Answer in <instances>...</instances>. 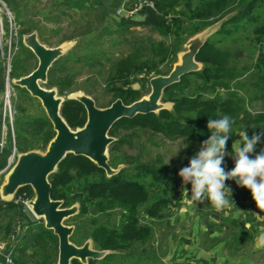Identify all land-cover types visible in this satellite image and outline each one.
I'll return each mask as SVG.
<instances>
[{"label": "trees", "instance_id": "obj_1", "mask_svg": "<svg viewBox=\"0 0 264 264\" xmlns=\"http://www.w3.org/2000/svg\"><path fill=\"white\" fill-rule=\"evenodd\" d=\"M150 1L153 7H144L136 14V18L118 17L114 26L109 25V28L111 31L113 28L114 31L126 30L131 23L137 22L151 28L158 35L173 38V42L167 44L160 40L149 44L148 47L136 46L116 58L111 63L107 78V90L112 92L113 101L120 98L125 104H129L139 99L142 96L140 90H134L131 87L138 77H146L148 81L151 76L167 74L176 61V54L182 42L226 14L233 12L234 14L196 54L195 59L202 64V69L180 77L177 83L164 89L162 100L172 102V110H161L158 114L136 115L131 119L121 118L116 121L109 130L111 136L117 138L121 129L130 131V134L118 137L112 143L111 151H116L117 147L124 143H130L134 133L150 132L168 140L185 139L188 144L187 153L191 156L194 149L209 135L206 121L209 118H217L219 114H228L234 118L232 139L234 130L240 124L245 126L249 136L253 132L264 129V0ZM65 4L68 5V3ZM58 12L59 15L66 16L63 11L58 10ZM17 16L20 18L18 8ZM19 24L23 26L19 30L21 36L36 29V24L32 26L28 23L25 27L24 21H19ZM87 27L90 33L91 22L87 23ZM248 29L250 32H246ZM111 31L107 30V27L104 28V34ZM243 32L247 33L245 36L249 40L247 48H250V57L253 60L249 65L237 64V60L244 55L242 49L238 47L243 39L241 37ZM82 35L86 36L83 33L79 35L78 49L87 50L90 56L98 53L90 49L94 44L92 40L86 42L81 39ZM72 38L74 37L64 36L62 42ZM225 41H228L227 45H223ZM20 46H22L21 43ZM21 51L25 57L32 55L28 50H26L28 53ZM162 66H166L164 73L161 71ZM56 86L60 95H66L73 91L71 90L73 79L66 76ZM19 92L27 94L23 90ZM253 102L261 103L262 109L259 113H251L248 110L247 104ZM60 112L72 129L81 127L85 122V110L76 101H64ZM26 125L36 130L40 136L38 139L42 149L54 136L51 124L46 117L26 122L21 119L17 127L22 132ZM13 133L8 130L5 134V144L0 152V168L6 164L13 147H18ZM232 139L228 142V150H230ZM119 163H126L127 166L117 174L106 178L104 171L87 158L67 154L58 164L57 172L49 176L51 198L62 200L63 207L78 202L79 216L88 214L90 210L96 213L113 210L121 212L117 225L91 221L93 226L87 237L92 239L94 247L100 250L117 251V253L109 254L101 261L89 260L88 264H113L111 259L118 254H129L132 246L137 244L142 246L153 234L150 224L141 223L142 218L159 220L164 218L171 208L176 207L172 195L178 189L179 178L159 156L151 162H141L136 157L128 161L112 156L109 164L115 167ZM231 166L232 163L226 168ZM228 183L237 205L243 204L244 200L250 196L249 191L237 187L233 181ZM23 193L28 198L33 195L29 187L21 188L17 194ZM2 208L17 210L19 219L22 221L20 226L25 227L24 233L14 239L18 243H15L12 254L15 263L55 264L57 238L51 230L44 228L42 220L29 221L21 212V205H15L12 202L0 201V209ZM231 221L229 234L232 236L230 238L233 241L232 244L240 246L245 241H253V235L244 227L242 221ZM29 240L32 247L28 245ZM226 243L227 241L224 245ZM29 248L31 254H27ZM54 249L55 253H53ZM29 258L31 261L26 263ZM70 264L80 263L72 260Z\"/></svg>", "mask_w": 264, "mask_h": 264}, {"label": "rangeland", "instance_id": "obj_2", "mask_svg": "<svg viewBox=\"0 0 264 264\" xmlns=\"http://www.w3.org/2000/svg\"><path fill=\"white\" fill-rule=\"evenodd\" d=\"M115 2L116 0H5V6L11 17H16L14 21L18 29L20 30L23 27L20 26L19 21H24V27L28 23L32 26L36 24L34 32H36L39 41L46 47L59 45L64 36L74 37L69 40L72 43L70 50L52 64L47 74V81L42 85L44 88H57L56 85L64 77H71L73 79L71 90H82L95 101L97 107H107L113 101L112 92L107 90V78L111 63L116 58L136 46L148 47L149 44L160 40L165 41L167 44L173 42V38H165L158 35L151 28L142 26L137 22L131 23L126 30L119 29L114 31L113 28L111 31L109 25H113L119 19L115 16ZM65 3H68V5ZM16 7L19 10L20 18L17 16ZM58 10L63 11L66 16L59 15ZM75 14L78 15L75 16ZM73 15L74 17H69ZM88 22H91L90 33L88 32L89 27H87ZM106 27L107 30L111 31L108 34H104V28ZM246 32H250V29ZM246 32L241 34L243 39L238 44V47L244 53L237 60V64L241 65H249L253 61L250 57V48H247L249 40L245 38ZM82 33L86 34V36L82 35L81 39L86 40V42L92 40V44H94H91L92 46L89 45L93 47L90 49L98 53L90 56L87 50L78 49V37ZM184 42L180 44V50L184 49ZM227 44L228 41L223 43V45ZM22 48L23 46H20V49L10 62L11 75L9 79L26 75L37 65V60L33 55L23 56L21 50L27 52L26 50L28 49ZM175 60H177V56ZM5 64L4 58L0 57V121L3 115L7 86L5 66L6 69L8 67ZM161 71L164 73L166 66H162ZM146 79V77L141 76L131 84V87H136V90H140L142 96L147 95L150 91L149 83ZM15 88L13 87L8 98L12 119L6 125V133L8 130L12 131V133L15 130L13 135L15 134L18 144V147H15L16 155L31 149L43 151L44 149L40 147V139H38L40 136L36 130L26 125L20 132L17 126L21 119L26 122L36 118L45 119L46 116L38 100L28 96L24 89L16 86ZM18 89L25 91L27 94L19 92ZM246 100L248 101L247 97ZM247 108L251 113H259L262 105L261 103L253 102L247 104ZM242 119L244 120V118ZM243 130H245V126L242 124L236 127L233 140L239 139L238 133ZM127 134L129 135L130 131L121 129L117 134V138ZM114 138L117 139L116 137ZM130 140V143L118 146L114 152L111 151L112 143L109 145V163H111L112 156L128 161L136 157L141 162H151L159 156L163 163L167 164L171 171L177 174L178 170L187 164L190 156L187 153V148H183L187 144V141L183 138L168 140L159 134L137 132L132 134ZM198 147L194 149V152ZM231 163V159L226 157L225 166L227 167L228 165L229 167ZM119 164H123L124 167L127 166L126 163ZM1 181L2 177L0 178ZM228 182L226 181L225 183L229 185ZM172 198L176 207L166 212L164 218L159 220L142 218V224L148 223L152 227L153 234L151 238L142 246L138 244L132 246L129 254L121 252L122 254L112 258L111 262L113 264H172L178 257L185 258L186 255H195L197 256L196 258H202L203 260L210 259L216 264H264V247H257L254 239L251 242L245 241L240 246H236L235 243L232 244L233 241L230 239L232 236L229 234L232 226L231 220L242 221L244 227L253 235V238L261 230V226L264 225V220L257 219L252 214L253 212L259 213V209L256 208L251 195L241 205H237V201L232 196L234 202L236 201L235 204L217 212L206 203H190L187 196L181 192V181L179 178L178 189L172 195ZM120 213L119 210L106 213H96L90 210L88 214L80 216L77 214L68 218L64 221V224L74 226L70 241L76 245H81L88 238L87 235L93 226L92 220L100 224L117 225ZM261 215H264V213ZM1 217L3 218L0 221L3 220L12 225L14 221L13 226L15 227L6 230V232L4 231L5 237L8 236L10 240L13 237L14 240L15 237L17 238L24 233V227L20 226L22 221L17 219V216L14 220L12 216ZM225 241H227L226 245H224ZM31 244L29 240L28 245L30 247H32ZM210 252L213 253L214 257H211ZM53 253H55V249ZM177 253H179L178 256H176ZM233 256L241 257L242 259L245 257L246 260L245 262L240 259L235 260L232 259ZM30 261L29 258L26 263Z\"/></svg>", "mask_w": 264, "mask_h": 264}, {"label": "water", "instance_id": "obj_3", "mask_svg": "<svg viewBox=\"0 0 264 264\" xmlns=\"http://www.w3.org/2000/svg\"><path fill=\"white\" fill-rule=\"evenodd\" d=\"M233 14L234 12L226 14L187 38L184 49L177 52V60L170 71L148 80L150 91L147 95L129 104L116 98L103 108L97 107L95 101L82 90L60 95L56 87L42 86L47 81L52 64L70 50L71 41L66 40L55 47H46L34 31L21 36L22 46L36 58L37 65L30 73L10 78L9 82L13 87L24 89L30 97L38 100L51 124L54 136L43 151L31 149L16 155L13 164L2 176L0 201L12 202L21 188L31 189L33 195L27 202L31 213L42 220L44 228L51 230L57 238L56 264H70L72 260L88 264L89 260L100 261L117 251L96 249L90 237L81 245L70 241L74 226L65 225L64 221L78 214L79 203L63 207L62 200L52 199L49 176L57 172L58 164L67 154L87 158L104 171L106 178L117 174L124 165L118 164L114 168L109 164L108 147L116 141L109 134L112 125L121 118L131 119L136 115L158 114L161 110L171 111L173 103L162 100L164 89L177 83L180 77L202 69V64L195 59L196 54ZM132 89L136 90V87ZM66 100L76 101L83 106L86 119L81 127L70 128L62 117L60 109Z\"/></svg>", "mask_w": 264, "mask_h": 264}, {"label": "clouds", "instance_id": "obj_4", "mask_svg": "<svg viewBox=\"0 0 264 264\" xmlns=\"http://www.w3.org/2000/svg\"><path fill=\"white\" fill-rule=\"evenodd\" d=\"M234 124V118L228 114H219L217 118L206 121L208 137L177 172L181 192L190 203H206L219 212L235 204L232 189L225 183L233 181L237 187L249 191L259 209V213L252 214L257 219L264 220V215H261L264 213V129L253 132L251 136L245 130L240 131L239 139L233 140ZM230 139L232 142L228 150ZM187 147L188 144L183 148ZM226 157L231 159L230 168L225 166ZM12 242L15 248L13 238ZM254 243L257 247H264V225L254 237Z\"/></svg>", "mask_w": 264, "mask_h": 264}, {"label": "built area", "instance_id": "obj_5", "mask_svg": "<svg viewBox=\"0 0 264 264\" xmlns=\"http://www.w3.org/2000/svg\"><path fill=\"white\" fill-rule=\"evenodd\" d=\"M144 7H153V4L150 0H136L133 7L129 9L124 8H116L115 16L119 18H131L140 12ZM21 43V35L18 29L14 18L11 17L9 11L5 6V0H0V57L4 58L8 69L5 71L7 75V86L5 90V100L3 104V115L0 121L1 133H0V152L2 151L5 144V134H6V125L11 122L12 113L8 104V98L10 96L11 90H13V86L11 87L9 82V74H10V62L12 58L16 55L19 50V45ZM7 120V121H6ZM12 143L14 141L12 139ZM15 148L13 147V151L10 156L7 158L6 164L0 168V178L8 171V169L13 164L15 159ZM28 197L25 193L17 194L12 201L15 205H21V212L29 218L30 221L38 220L30 211L27 202ZM13 238V237H12ZM14 250V243L12 240L0 239V264H15L12 253Z\"/></svg>", "mask_w": 264, "mask_h": 264}, {"label": "crops", "instance_id": "obj_6", "mask_svg": "<svg viewBox=\"0 0 264 264\" xmlns=\"http://www.w3.org/2000/svg\"><path fill=\"white\" fill-rule=\"evenodd\" d=\"M135 2H136V0H116V2H115L116 6L114 7V9L119 8V7L124 8V9H129V8L134 6ZM133 18H136V15H134ZM1 216H12L13 220L15 219L16 216L18 217L17 219L20 218L17 210H7L6 208L0 209V220L3 218ZM13 225H14V221H13ZM13 225L8 223V222L6 223L3 220L0 221V238H6L5 237L6 230H9L10 228L15 227ZM27 254H31L30 248H29V250H27ZM195 254L198 255L196 252H195ZM210 254H211V257H214V255H212L213 254L212 252H210ZM178 255H179V253L176 254V256H178ZM185 255H186V253H185ZM196 257L197 256H195V255L194 256H190V255L187 256L186 255L185 258L184 257H181V258L178 257V259H176V261L172 262V264L173 263H183V262L184 263L185 262H192V263L193 262H202L204 264H216L213 261H211L210 259H207V260L204 259L203 260L202 258L199 259V258H196ZM232 259H235V260L240 259V260H243L244 262L246 260L245 257H244V259H242L241 257H234V256L232 257ZM234 264H237V263H234Z\"/></svg>", "mask_w": 264, "mask_h": 264}]
</instances>
